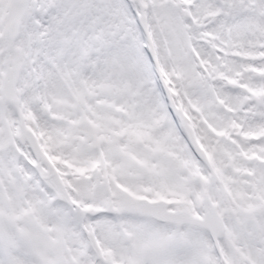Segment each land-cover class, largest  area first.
Masks as SVG:
<instances>
[{"label":"snow or ice","instance_id":"1","mask_svg":"<svg viewBox=\"0 0 264 264\" xmlns=\"http://www.w3.org/2000/svg\"><path fill=\"white\" fill-rule=\"evenodd\" d=\"M0 264H264V0H0Z\"/></svg>","mask_w":264,"mask_h":264}]
</instances>
